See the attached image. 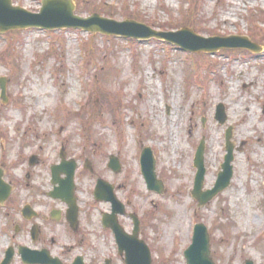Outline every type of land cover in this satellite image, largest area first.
<instances>
[{
	"label": "rangeland",
	"instance_id": "obj_1",
	"mask_svg": "<svg viewBox=\"0 0 264 264\" xmlns=\"http://www.w3.org/2000/svg\"><path fill=\"white\" fill-rule=\"evenodd\" d=\"M39 12L42 0H12ZM74 13L136 20L155 30L187 26L204 36H248L264 45V0H73ZM51 31V32H49ZM0 169L15 186L0 205V264H26L19 246L47 248L69 264H125L115 237L102 226L110 203L93 195L98 178L115 185L127 210L138 214L140 238L152 264H189L185 251L196 223L209 229L216 264H264V49L184 51L156 38L135 39L79 28L0 32ZM223 103L227 118L217 119ZM231 132L233 176L205 205L193 196L196 151L204 140L203 190L214 187ZM150 147L164 190L147 187L142 151ZM78 164L80 228L54 219L65 208L48 192L51 165L61 153ZM118 156L119 171L109 167ZM36 156L32 164L30 159ZM89 162L91 168L84 167ZM31 204L37 217L26 219ZM132 231L133 222L119 216ZM37 225V239L31 229Z\"/></svg>",
	"mask_w": 264,
	"mask_h": 264
},
{
	"label": "water",
	"instance_id": "obj_2",
	"mask_svg": "<svg viewBox=\"0 0 264 264\" xmlns=\"http://www.w3.org/2000/svg\"><path fill=\"white\" fill-rule=\"evenodd\" d=\"M75 4L73 0H43L42 8L39 12H31L21 6H15L12 0H0V30L8 31L10 29H19L27 27L42 28H62L74 27L82 28L91 32H101L108 35H121L133 38H152L165 39L178 44L182 49L192 51H216L225 47L248 48L255 52H260L264 46L251 41L247 36L231 35L227 37L211 36L204 37L197 34L193 29L184 27L177 31H159L148 26L145 23L136 20L117 21L95 13L89 17H82L74 13ZM3 95L6 99V80L1 79ZM227 118L226 108L223 103L217 106V119L223 123ZM231 132H227L226 149L227 154L222 164V170L218 174L217 181L212 189L203 190L206 166L204 164L205 142L200 143L197 148L194 164L197 167V173L194 182L193 196L198 199L200 205H205L211 201L220 192L226 189L233 176V144L230 141ZM109 166L114 171L121 168L117 157L112 156ZM142 173L150 190L163 192L164 184L156 174V160L151 148H145L141 157ZM76 163L64 162L61 165L53 167V182H59V191L52 192L53 196L65 199L70 208L68 210L69 220L74 226L77 224L78 206L73 195L74 174ZM67 174L66 179L61 180V172ZM4 173L0 170V203H4L11 194L12 187L5 182ZM95 197L98 200L112 202V213L104 218L105 225L110 226L119 244L120 252H125L126 264H152L151 251L144 240L139 239L140 221L135 216V228L133 234H128L117 220V215L125 213L124 204L114 193L113 185L103 179H99ZM25 216L31 217L33 212L30 207L24 209ZM37 228L33 229V237H36ZM14 249L10 248L6 253V258L2 264H9L14 257ZM20 253L27 263L41 264H63L59 258H54L48 250L36 251L27 247H21ZM185 257L189 264H216L211 255L210 234L204 223L196 224L192 244L185 251ZM73 264H84L82 257H78ZM246 264H254L248 260Z\"/></svg>",
	"mask_w": 264,
	"mask_h": 264
},
{
	"label": "flooded vegetation",
	"instance_id": "obj_3",
	"mask_svg": "<svg viewBox=\"0 0 264 264\" xmlns=\"http://www.w3.org/2000/svg\"><path fill=\"white\" fill-rule=\"evenodd\" d=\"M76 191H77V187H76V189H75V193H76ZM78 200V199H77ZM58 201H60L63 205H64V207L65 208H57L59 211H60V219H62V220H64L65 222H67L68 223V220H67V216H66V210H67V204L64 202V201H62V200H58ZM69 224V223H68ZM78 230H79V228H80V214H79V216H78ZM77 230V231H78ZM76 231V232H77Z\"/></svg>",
	"mask_w": 264,
	"mask_h": 264
}]
</instances>
